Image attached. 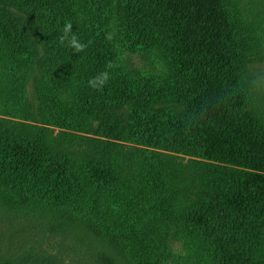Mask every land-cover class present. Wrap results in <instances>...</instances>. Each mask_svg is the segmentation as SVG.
<instances>
[{
	"label": "trees",
	"instance_id": "1",
	"mask_svg": "<svg viewBox=\"0 0 264 264\" xmlns=\"http://www.w3.org/2000/svg\"><path fill=\"white\" fill-rule=\"evenodd\" d=\"M249 23L231 0H0V217L68 231L81 264H165L170 228L197 264H264Z\"/></svg>",
	"mask_w": 264,
	"mask_h": 264
},
{
	"label": "rangeland",
	"instance_id": "2",
	"mask_svg": "<svg viewBox=\"0 0 264 264\" xmlns=\"http://www.w3.org/2000/svg\"><path fill=\"white\" fill-rule=\"evenodd\" d=\"M231 1L251 22L249 24L255 40L256 53L245 67V80L253 92L255 104L264 111V0ZM130 59L137 67H150L146 56L133 54ZM3 218L0 217V254L5 258L10 259L21 254L27 255V259H32V254L38 256L39 261L43 255L50 258L47 264H81L80 261L85 260L80 244L68 231L65 234L61 229L47 228V224L39 223L36 218L13 224ZM167 239L170 255L165 264H197L195 251L181 238L180 230L170 228ZM88 262L86 261L87 264ZM28 264H31L30 261ZM33 264L39 263L34 261Z\"/></svg>",
	"mask_w": 264,
	"mask_h": 264
},
{
	"label": "clouds",
	"instance_id": "3",
	"mask_svg": "<svg viewBox=\"0 0 264 264\" xmlns=\"http://www.w3.org/2000/svg\"><path fill=\"white\" fill-rule=\"evenodd\" d=\"M71 31H72V24H71V22H68L64 26V29H63L64 34L60 37V43L61 44H64L65 40L68 39L69 33H71ZM106 38L111 40L112 37L109 34ZM69 46L76 53L83 52L85 50V48L87 47L86 44L80 43L75 35L71 36V39L69 41ZM107 67L111 68L112 65L109 64ZM108 80H109V73H108V71H104V72L100 73L98 76L91 78L88 81V84L93 89L102 90L103 86L107 83Z\"/></svg>",
	"mask_w": 264,
	"mask_h": 264
}]
</instances>
